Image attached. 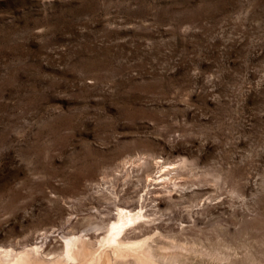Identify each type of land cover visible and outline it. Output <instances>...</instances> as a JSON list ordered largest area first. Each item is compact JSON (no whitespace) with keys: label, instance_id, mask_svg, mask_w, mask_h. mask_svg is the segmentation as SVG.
Wrapping results in <instances>:
<instances>
[{"label":"rangeland","instance_id":"rangeland-1","mask_svg":"<svg viewBox=\"0 0 264 264\" xmlns=\"http://www.w3.org/2000/svg\"><path fill=\"white\" fill-rule=\"evenodd\" d=\"M119 209L145 218L116 238ZM81 233L264 264V0H0V247Z\"/></svg>","mask_w":264,"mask_h":264},{"label":"bare ground","instance_id":"bare-ground-1","mask_svg":"<svg viewBox=\"0 0 264 264\" xmlns=\"http://www.w3.org/2000/svg\"><path fill=\"white\" fill-rule=\"evenodd\" d=\"M143 218H145V216L141 212L134 213L131 210L119 209L118 214L114 217V221L110 223L109 232L112 236L115 235L117 238L119 235L124 234L122 229L132 224L141 222ZM86 235L81 233L80 235H69L67 237H63V240H65L66 243H61V250L64 254V256L62 254V262H42V259H38L39 257L35 255V252L37 253L36 248H30L24 251L16 252L13 249H4L0 247V264H4V261H7L5 264H89L93 262L98 264H112L113 258L111 257L109 261V257L105 258L102 256V253L104 248L106 251L107 248L114 249L117 247V239L112 237L109 243L104 245H101L100 243L99 248L94 250L92 247L87 248L85 243L86 241L84 239ZM123 239L125 238L121 237V240ZM117 253L118 251L113 252L114 255ZM130 256L134 259V262L132 263L135 264H159L155 261L145 258L144 255L137 252H132L131 250ZM121 257L123 259V253Z\"/></svg>","mask_w":264,"mask_h":264}]
</instances>
